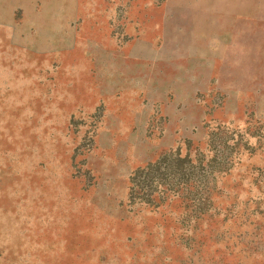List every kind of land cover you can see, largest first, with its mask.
I'll return each instance as SVG.
<instances>
[{
    "label": "rangeland",
    "instance_id": "374dc122",
    "mask_svg": "<svg viewBox=\"0 0 264 264\" xmlns=\"http://www.w3.org/2000/svg\"><path fill=\"white\" fill-rule=\"evenodd\" d=\"M0 264H264V0H0Z\"/></svg>",
    "mask_w": 264,
    "mask_h": 264
},
{
    "label": "trees",
    "instance_id": "16d2710c",
    "mask_svg": "<svg viewBox=\"0 0 264 264\" xmlns=\"http://www.w3.org/2000/svg\"><path fill=\"white\" fill-rule=\"evenodd\" d=\"M143 171L144 170H142V169H139V172L140 173H143ZM147 175L149 174L148 172L146 173ZM136 175H138V170L137 171H135L134 172V175L132 176V177H130V182L132 183L131 184V189L133 190V188L135 187V186H137L136 184H135V176ZM138 177V176H137ZM152 180V179H151ZM137 181V180H136Z\"/></svg>",
    "mask_w": 264,
    "mask_h": 264
}]
</instances>
